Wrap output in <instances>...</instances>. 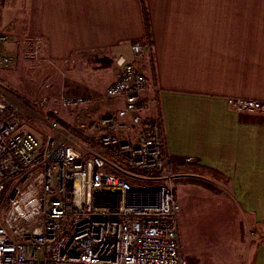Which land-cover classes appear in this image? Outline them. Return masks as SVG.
Segmentation results:
<instances>
[{
	"label": "crops",
	"instance_id": "0c3cea01",
	"mask_svg": "<svg viewBox=\"0 0 264 264\" xmlns=\"http://www.w3.org/2000/svg\"><path fill=\"white\" fill-rule=\"evenodd\" d=\"M16 4L26 36L40 44L38 59L69 92H103L119 56L134 58L136 41L152 44L153 54L135 64L162 89L149 115L162 114L172 163L207 166L227 180L239 221L261 238L255 264H264V109L237 111L227 101H264V0Z\"/></svg>",
	"mask_w": 264,
	"mask_h": 264
},
{
	"label": "built area",
	"instance_id": "2783aa9c",
	"mask_svg": "<svg viewBox=\"0 0 264 264\" xmlns=\"http://www.w3.org/2000/svg\"><path fill=\"white\" fill-rule=\"evenodd\" d=\"M32 46L38 58L39 42ZM132 51L117 58L106 90L119 106L98 122L103 153L86 156L23 130L20 106L0 88V264H188L164 120L160 110L149 115L162 89L135 64L153 46L136 41ZM91 101L60 97L63 105ZM227 101L237 111L264 109L259 99ZM135 176L164 183L136 186Z\"/></svg>",
	"mask_w": 264,
	"mask_h": 264
},
{
	"label": "rangeland",
	"instance_id": "374dc122",
	"mask_svg": "<svg viewBox=\"0 0 264 264\" xmlns=\"http://www.w3.org/2000/svg\"><path fill=\"white\" fill-rule=\"evenodd\" d=\"M16 2L0 0V37H6V40L0 39V88L20 106L21 128L42 139L52 136L86 156L103 153L98 122L116 107L115 100L105 97L108 87L99 93L67 91L62 86L63 77L60 80L51 75L50 64L43 65L27 53L31 52L34 39L24 32L26 13H19ZM4 56L11 57V61L3 63ZM116 74L118 77L119 70ZM74 94L93 97V101L61 104V96ZM45 98L46 102L42 103ZM55 108L59 114L54 113ZM172 171L180 203L182 246L188 264H255L261 238L254 226H245L239 221L241 214L233 203L227 180L218 174L173 163ZM129 180L136 186L164 183L163 179L142 176L129 177Z\"/></svg>",
	"mask_w": 264,
	"mask_h": 264
},
{
	"label": "trees",
	"instance_id": "16d2710c",
	"mask_svg": "<svg viewBox=\"0 0 264 264\" xmlns=\"http://www.w3.org/2000/svg\"><path fill=\"white\" fill-rule=\"evenodd\" d=\"M185 166L188 167V168H191V169H201V170H205V171H208V172H211V173L219 175V173L216 170H214V169H212L210 167H207V166H203V165L197 164V163L185 164ZM200 184H202L203 186L205 185L206 187H210L206 183L205 184L204 183H200Z\"/></svg>",
	"mask_w": 264,
	"mask_h": 264
}]
</instances>
